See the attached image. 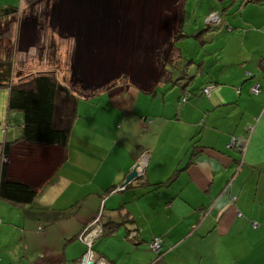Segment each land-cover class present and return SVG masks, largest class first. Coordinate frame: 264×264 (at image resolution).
Listing matches in <instances>:
<instances>
[{
  "label": "crops",
  "instance_id": "0c3cea01",
  "mask_svg": "<svg viewBox=\"0 0 264 264\" xmlns=\"http://www.w3.org/2000/svg\"><path fill=\"white\" fill-rule=\"evenodd\" d=\"M41 1L44 0L20 1L18 15H22L23 21L30 20L32 29H37L38 23L32 7ZM218 1L215 6L219 8L215 10L222 14V21L203 31L215 33L212 41L219 40L217 47L205 48L202 61L196 60L201 65L192 79L178 76L173 81L174 74L170 70L166 72L164 80L172 81V88L178 85L180 89L175 90L173 104L168 107L173 114L164 115L169 131L165 133L162 150L144 152L139 145L128 153L127 148H120L117 136H121L126 125L123 121L129 118L136 125L141 122L142 128L155 122L148 120L149 112L144 113L153 102L150 100L162 95L158 87L163 81H155L150 88L126 82L114 83L92 96L80 93L88 102L85 104L92 106L81 116L78 103L66 163L40 190L32 205L18 206L0 200V237L12 230L10 226L15 221L21 237L23 264H32L31 256L36 252L44 254L36 264H79L86 251L77 236L101 211L106 225L123 223V217L128 214L133 222L121 224L117 230L124 227L126 235L136 232L133 240L146 243L148 248L154 236H162L163 255L169 252V264H264V0ZM58 8L53 6L54 13L49 12L55 19ZM83 11L89 17L93 15L89 8ZM54 18L55 25L68 31ZM51 29L54 37L50 55L57 58V51L69 47L66 42L70 40L60 42L57 37L54 43L57 31ZM76 34L66 36L60 32L58 36L73 39ZM184 41L182 38L180 43ZM73 43L70 48L73 62L93 56L84 53L76 39ZM210 83H214L211 95H204L202 88ZM256 83H260L261 92L252 94ZM132 85L138 87L133 95ZM120 86L130 88L124 90ZM186 91L189 99L180 104ZM105 95L108 98L102 102H93L94 98L101 100ZM163 100L167 98L164 96ZM232 136L246 140L242 154L227 147ZM194 152L198 159L192 162ZM140 160L146 167L145 179L135 180L125 190L109 193V189L122 186ZM176 170L178 173L171 180ZM44 172L45 169L37 166L26 171L25 176L41 183L48 176ZM29 208L31 211L26 213ZM41 208L51 211L37 213L35 209ZM52 214H57L59 219H51ZM40 226L43 230H39ZM117 235L108 233L107 237ZM104 238L95 247L106 242ZM3 243L0 238V264H5L7 257L1 249ZM93 254L120 263L112 260L108 252L97 255L93 251Z\"/></svg>",
  "mask_w": 264,
  "mask_h": 264
},
{
  "label": "rangeland",
  "instance_id": "374dc122",
  "mask_svg": "<svg viewBox=\"0 0 264 264\" xmlns=\"http://www.w3.org/2000/svg\"><path fill=\"white\" fill-rule=\"evenodd\" d=\"M20 1L25 3L26 0H0V5L19 7ZM82 2L86 1L75 3L73 0H44L35 3L34 6L32 5V9H35L34 14L38 21L36 24L37 29H32L33 25L30 20L23 21L21 14V16L17 15L15 21L10 24L6 21L1 23L0 57L9 55L13 57L15 61V81L20 77L35 74V72H50L55 74L60 82L71 90L87 96H92L105 87H111L114 83L124 84L128 82L139 85L138 87L150 88L155 81H163L158 88L162 95L165 94L167 100H163L164 96L162 95L155 100L151 99L150 101L153 102H150L144 113L146 115L149 112L147 115L148 120H155V122L152 125L146 124L142 128L141 122L136 125L134 120L129 118L123 121L126 125L121 136L119 134L117 136L120 148H127L128 153H131L133 149L137 150L139 145L143 146L144 152L149 151V153H152L153 150H162V142H166L165 133L169 131L166 129L167 119L164 118V115L172 113V108L168 107L173 104L175 90L180 89L178 85L172 88L173 82L164 80L166 74L162 71L165 62L170 59L176 60L180 52L181 58L179 57L172 67H168V70L175 76L173 81L182 72L193 74L197 66L192 65L189 61L192 59L201 60L205 50L216 48L219 40L212 41L215 33L203 32L198 36L200 39L189 36L183 38L185 40L184 44H177L178 50L173 47L176 33L180 29L183 0H90L88 4L87 2L82 4ZM217 2L219 1L187 0L184 13L185 29L194 34L200 33L209 19L207 17L209 6ZM56 5L60 8H58L59 13L55 19L49 12L54 13L52 7H56ZM83 8L91 9L93 15L89 17L86 13H83ZM63 10H65V14L62 15ZM217 17L220 20V16ZM53 18L56 22L59 19L61 22H58L63 24V28L68 29V31H64V29L62 30L55 25L52 22ZM47 28H49L48 31ZM51 28L57 31L54 43L58 38L60 42L70 40L66 42L69 47L60 48L57 51V58L50 55L52 38L54 37ZM71 30L76 32L74 33ZM60 32L63 35L66 34V36L70 33L77 34L73 39H66L58 36ZM74 39L80 43L84 53L93 54L94 57H87L86 60L81 58L82 61L79 63L73 62L70 48L74 44ZM29 47L30 49L25 51ZM21 48L24 50L20 51ZM60 58L62 59L60 60ZM57 59L60 60L59 63H56ZM198 80L196 79L195 84H198ZM137 86H133V89L130 90L131 95H133L135 89H138ZM120 87L124 90L130 88L129 86ZM8 98V87H2L0 89V112L3 120L7 112ZM99 98H94L93 102L95 104L102 102L108 96H103L101 100ZM84 99L86 98L80 99L79 114L81 116L92 106V103L85 104L88 102ZM130 99H132L131 96ZM136 120L140 121L138 117H136ZM12 124H16L14 130H18V122L14 121ZM4 125L5 123L0 124V142L5 139ZM115 131H117L116 128ZM45 153L44 158H50L51 156L49 161L54 163L55 158L52 155L56 154V151ZM37 177H40V175H37ZM30 209L32 208L26 210V213H29ZM53 219L56 221L59 216ZM5 223L11 222L5 221ZM17 226L16 222L12 221L10 226L12 230L9 232L7 230V233L2 234L0 237L4 240L1 249L7 256L5 257V264L10 262L12 264H23L21 261L22 251L19 248L21 237ZM114 234H118L117 237L108 236V238L107 234L106 237L102 236V238L105 237L103 240L107 241H103L101 245L95 247L94 252L97 255L107 254L108 252L109 256H112V260H118L119 264L124 262L127 264H145L156 261L157 263H167L169 252L159 258L158 252L151 250L150 246L149 248L146 247L144 245L146 243H139L137 239L128 240L124 227ZM146 234L147 237H151L149 233ZM137 248L145 249L147 252L140 253V250L137 252ZM14 251L19 255H15ZM39 256L42 258L44 256L43 252L40 254L36 252L31 256L32 264H36ZM70 264L73 263L70 262Z\"/></svg>",
  "mask_w": 264,
  "mask_h": 264
},
{
  "label": "trees",
  "instance_id": "16d2710c",
  "mask_svg": "<svg viewBox=\"0 0 264 264\" xmlns=\"http://www.w3.org/2000/svg\"><path fill=\"white\" fill-rule=\"evenodd\" d=\"M29 1L34 2L35 0ZM186 1L187 0H183L180 29L177 31L175 41L173 43V47L176 50H178L177 44L182 41V38L188 36H199L204 30L218 26L222 21V14L215 10L218 5L215 6V4H211L207 12V17L212 14H218L220 16V21L218 23L207 22L205 29L201 30L200 33L189 35L183 27ZM217 8H219V6ZM18 14L19 7L14 5H0V24L4 21L10 24L12 21H15L14 19ZM179 57L181 58L180 52L178 53V58ZM176 60L170 59L166 61L162 72H165L166 74L168 67H172ZM196 60L197 59H192L189 62L195 64L196 66H200L201 62H197ZM14 62L15 61L11 55L0 57V89L2 87H8L9 89L8 107L4 120L2 119L0 112V124L5 123L3 127L5 139L3 142H0V200L18 206H29L34 203L40 190L51 181L53 176H55V174L68 160L70 136L78 117V103L81 98H84V96L75 90H71L69 87L60 82L55 74L50 72H35V74L27 77H20L17 81H15ZM195 75L196 73L190 75L189 73L182 72L179 76L183 79L188 77H190L189 79H192ZM258 84L260 85V83ZM208 87H211L212 91L214 83H210L202 88V93L204 95H207L204 90ZM252 94L256 93L252 92ZM188 99L189 93L186 91L180 98V104L186 103ZM14 121L18 122V130H14V126H16V124H12ZM233 137L234 136L230 138L227 147L232 150H237L242 154L244 151L241 148L237 146L229 147L230 141ZM54 150L56 151V154H53L52 157L55 158V160L54 163H51L49 161L51 156L50 158H44L46 156L45 152ZM197 156V152H194L191 161L194 162L195 159H198ZM239 165L240 164L238 163V166ZM37 166L45 169L44 173L48 174V176H45L46 179H44L41 183H36L35 181L27 179L25 176L26 171L29 172L30 169L36 168ZM177 173L178 170L175 171L171 180L175 179ZM145 176L146 171L138 179L143 180L145 179ZM162 184H164V182L158 184L157 186L160 187ZM132 185L133 182L124 188L118 187L109 189L108 192L112 193L114 191H122ZM226 191L227 189L224 192ZM121 209H123V207L119 210ZM35 210L38 211L37 213L51 211V209L48 208ZM56 216L58 215L52 214L50 218L53 219ZM122 221L123 223L111 222L106 225L102 220L104 224V234L102 236H105L108 233H115L117 227L121 224L133 222L129 219L128 214L123 217ZM107 226H111L109 230H107ZM39 230H43V227L40 226ZM132 233L135 234L132 235ZM102 236L95 242L93 251H95L94 247ZM136 236V232L130 231L126 238L133 240ZM155 237H160L162 239V249L158 251L159 258H161L164 254L163 237L154 236L150 241L149 246H151ZM86 250L87 247L85 246V251ZM99 258L108 260L104 257ZM108 261L115 264L110 260ZM152 264L169 263H157L156 261Z\"/></svg>",
  "mask_w": 264,
  "mask_h": 264
},
{
  "label": "built area",
  "instance_id": "2783aa9c",
  "mask_svg": "<svg viewBox=\"0 0 264 264\" xmlns=\"http://www.w3.org/2000/svg\"><path fill=\"white\" fill-rule=\"evenodd\" d=\"M218 14H212L210 15L208 18L207 22H211V23H217L220 20H218ZM216 20V21H214ZM261 91L260 85L257 83L252 87V92L253 93H259ZM204 92L207 95H210L211 93V87H208L204 90ZM239 147L241 148L243 151L246 149V140L244 138H236L233 137L230 141L229 147ZM140 168L139 173L140 176H142L145 172V164L143 160H140L138 162V168ZM104 234V224L102 222V213L100 212L96 217H94V219H92V221H90V223H88L85 228L81 231V233L77 236L78 240L80 242H82L86 247L87 250L83 256V258L81 259V261L79 262V264H89L90 262H92L93 264H113L111 262H109L106 259H102V258H98L96 259L95 255L93 254V246L95 244V242ZM135 233H132V235H134ZM131 235V236H132ZM150 248L153 251H160L162 249V239L160 237H155L153 242L151 243Z\"/></svg>",
  "mask_w": 264,
  "mask_h": 264
},
{
  "label": "water",
  "instance_id": "95a60500",
  "mask_svg": "<svg viewBox=\"0 0 264 264\" xmlns=\"http://www.w3.org/2000/svg\"><path fill=\"white\" fill-rule=\"evenodd\" d=\"M140 177V173L138 171V165H136L132 171L128 174V176L126 177L124 183L122 184V186L120 188H124L126 186H128L130 183L134 182L135 180H137ZM89 264H93L92 262H90Z\"/></svg>",
  "mask_w": 264,
  "mask_h": 264
},
{
  "label": "bare ground",
  "instance_id": "6f19581e",
  "mask_svg": "<svg viewBox=\"0 0 264 264\" xmlns=\"http://www.w3.org/2000/svg\"><path fill=\"white\" fill-rule=\"evenodd\" d=\"M141 167L138 168V170H140Z\"/></svg>",
  "mask_w": 264,
  "mask_h": 264
}]
</instances>
